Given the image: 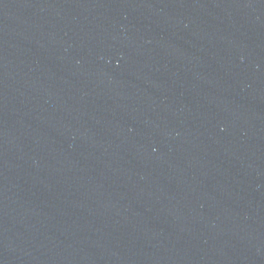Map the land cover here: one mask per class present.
Here are the masks:
<instances>
[{
	"label": "water",
	"instance_id": "1",
	"mask_svg": "<svg viewBox=\"0 0 264 264\" xmlns=\"http://www.w3.org/2000/svg\"><path fill=\"white\" fill-rule=\"evenodd\" d=\"M0 264H264V0H0Z\"/></svg>",
	"mask_w": 264,
	"mask_h": 264
}]
</instances>
